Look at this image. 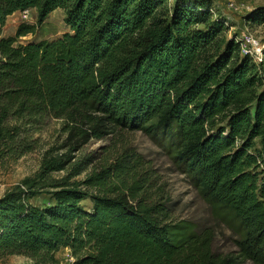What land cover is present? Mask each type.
Masks as SVG:
<instances>
[{
    "label": "trees",
    "instance_id": "16d2710c",
    "mask_svg": "<svg viewBox=\"0 0 264 264\" xmlns=\"http://www.w3.org/2000/svg\"><path fill=\"white\" fill-rule=\"evenodd\" d=\"M29 9L36 25L2 37L7 18ZM210 9L211 0H0V164L40 149L51 120L65 134L0 197V256L58 264L67 249L72 264H264V60L242 54ZM55 10L69 32L16 43ZM246 21L264 23V6ZM117 131L142 132L173 160L236 237L235 254L216 257L211 229L174 219L126 152L74 181L88 165L76 154ZM39 193L49 202L30 203Z\"/></svg>",
    "mask_w": 264,
    "mask_h": 264
},
{
    "label": "rangeland",
    "instance_id": "374dc122",
    "mask_svg": "<svg viewBox=\"0 0 264 264\" xmlns=\"http://www.w3.org/2000/svg\"><path fill=\"white\" fill-rule=\"evenodd\" d=\"M264 6V0H211L214 16H220L228 26L226 38L242 40L246 35L253 36L259 44L264 45V23L249 24L247 15L257 7ZM36 25V10L15 12L6 20L1 30L2 37L14 36L20 24ZM69 32L64 23L62 10L53 11L45 21L35 29L33 35L28 34L17 39V44H26L42 40H54ZM261 65V64H258ZM264 73V66H261ZM40 149L27 154L16 162L0 164V197L11 191L25 178L32 177L39 168L41 154L52 146H58L65 134L61 131L60 122L51 120L41 128ZM126 152L136 162L140 177L150 181V193L161 197L166 208L174 219H187L195 223L199 230L211 229L213 239L212 253L216 257L235 254L236 237L218 219L214 218L210 208L199 197L187 177L179 172L173 160L155 145L151 139L140 131H117L101 140H91L77 154L76 159H87L86 171L74 181H82L92 170L107 166ZM64 173H54L51 177L59 179ZM49 202V196L39 193L30 203L42 206ZM89 206L88 203H85ZM56 257L58 264H72L73 259L67 249H61ZM26 259L19 256H0V264H18ZM243 264H251L244 262Z\"/></svg>",
    "mask_w": 264,
    "mask_h": 264
},
{
    "label": "built area",
    "instance_id": "2783aa9c",
    "mask_svg": "<svg viewBox=\"0 0 264 264\" xmlns=\"http://www.w3.org/2000/svg\"><path fill=\"white\" fill-rule=\"evenodd\" d=\"M210 11L213 13L212 8ZM239 43L242 54L250 56L257 65L263 62L264 45L259 44L253 36L246 35L242 40H239Z\"/></svg>",
    "mask_w": 264,
    "mask_h": 264
}]
</instances>
